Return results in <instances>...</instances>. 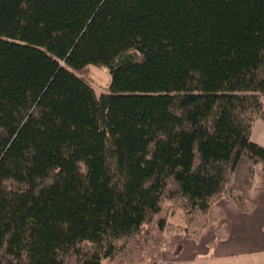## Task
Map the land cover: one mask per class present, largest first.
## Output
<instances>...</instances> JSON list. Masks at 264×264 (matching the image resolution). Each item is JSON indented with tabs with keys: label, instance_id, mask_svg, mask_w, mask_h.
<instances>
[{
	"label": "trees",
	"instance_id": "trees-1",
	"mask_svg": "<svg viewBox=\"0 0 264 264\" xmlns=\"http://www.w3.org/2000/svg\"><path fill=\"white\" fill-rule=\"evenodd\" d=\"M262 119L264 0H0V264L213 248L221 199L255 207L232 178L264 172Z\"/></svg>",
	"mask_w": 264,
	"mask_h": 264
},
{
	"label": "crops",
	"instance_id": "crops-1",
	"mask_svg": "<svg viewBox=\"0 0 264 264\" xmlns=\"http://www.w3.org/2000/svg\"><path fill=\"white\" fill-rule=\"evenodd\" d=\"M250 139L256 144L264 145V119L255 123ZM232 185L254 203V209L249 213H242L229 199H221L216 208L225 222L227 237L217 241L213 248L208 246L214 240L216 224L206 228L198 241L182 237L179 241L183 248L173 258V264H264L262 165L241 158L236 165Z\"/></svg>",
	"mask_w": 264,
	"mask_h": 264
},
{
	"label": "rangeland",
	"instance_id": "rangeland-1",
	"mask_svg": "<svg viewBox=\"0 0 264 264\" xmlns=\"http://www.w3.org/2000/svg\"><path fill=\"white\" fill-rule=\"evenodd\" d=\"M88 79L91 81L95 91L97 94H99L101 91H104L109 83V73L107 71L106 68L103 67H94V66H89L88 67V75H87ZM173 221L175 223L178 222L177 218H173ZM183 236L182 235H173L171 236L170 239L174 240V241H179V239H181ZM186 256V253L184 255V257ZM162 263L165 262H173V257H171V254L167 251L164 250L162 253ZM101 264H112L111 262H109L108 260H103L101 262Z\"/></svg>",
	"mask_w": 264,
	"mask_h": 264
}]
</instances>
